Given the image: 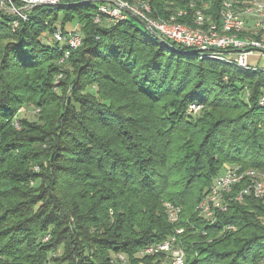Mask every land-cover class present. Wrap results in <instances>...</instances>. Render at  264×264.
I'll list each match as a JSON object with an SVG mask.
<instances>
[{
	"label": "trees",
	"instance_id": "trees-1",
	"mask_svg": "<svg viewBox=\"0 0 264 264\" xmlns=\"http://www.w3.org/2000/svg\"><path fill=\"white\" fill-rule=\"evenodd\" d=\"M89 1L36 5L24 19L0 8V264H123L118 252L168 264L137 252L171 236L186 264H264L261 199H232L214 223L197 210L225 163L264 169V68L164 43L132 16L94 23L100 1ZM147 1L149 17L184 7L188 24L195 8L216 19L223 2ZM74 21L82 44L63 69L65 46L40 35ZM29 103L38 118L16 128ZM165 202L181 208L175 223Z\"/></svg>",
	"mask_w": 264,
	"mask_h": 264
},
{
	"label": "bare ground",
	"instance_id": "bare-ground-1",
	"mask_svg": "<svg viewBox=\"0 0 264 264\" xmlns=\"http://www.w3.org/2000/svg\"><path fill=\"white\" fill-rule=\"evenodd\" d=\"M76 1H89V0H44V4L48 5H54L58 3H67V2H76ZM95 2L94 0H91ZM89 1V2H91ZM99 8L98 12L94 17L100 21V19L103 17H107L109 20L117 21V14H113L112 10L109 7H104V1L98 0ZM121 2V0H118ZM222 4L220 5L221 8L219 11H232L234 10H240L241 8H244L245 12H247L249 15H255L256 17H252L257 21V16L264 18V0H223ZM123 6H125L128 9H134V14L137 15L139 18L144 20L148 25H154V23H162L166 27L169 28H181L188 30L189 33H195L197 35H201L202 37H209L211 35V29L214 28V22H216V31L214 35V42H221L222 40H240V46H252V45H260L264 44V32H259V29H264V25L261 27L253 26L252 29H249V27H245V23H224V20H217L214 17H212L213 14H207L205 13L206 18H202L197 11H203L201 8H195L192 15V24H188L187 22H181L177 21V16H183L186 15V9L180 8L177 10L176 14L170 15L168 19H154L149 16H146L145 13H149L151 11V4L146 1H140L135 4L138 6H133L128 3L121 2ZM171 5V4H170ZM205 5V4H204ZM139 7V8H138ZM170 7V6H169ZM204 7V6H203ZM172 8V7H171ZM207 8V7H206ZM251 10L253 13H250ZM171 10V9H170ZM205 11V10H204ZM249 16V17H251ZM26 17V12L24 13V18ZM93 17V19H94ZM177 18V19H176ZM190 18V16H189ZM232 18L234 20H242V22H245L243 15L240 11H232ZM246 19V17H245ZM124 19H119L118 21H121ZM117 21V22H118ZM16 20L13 22L15 23ZM190 22V23H191ZM258 23V22H257ZM247 29V30H246ZM248 32V33H247ZM55 42L60 43L63 41L62 39H54ZM80 41H63L62 45H64L63 53L65 52V57L70 54V50L76 48ZM175 46L182 47L184 46L175 44ZM182 49V50H183ZM196 51L198 53L204 54L208 57H214L218 58L220 60H224L227 62L234 63L240 67H253L249 65L248 63H239L233 57L229 55H222L219 52H216V50H208V49H187ZM178 51V50H177ZM185 51V50H184ZM64 57H61L60 59H63ZM65 58V59H66ZM262 107H264V104H260ZM189 107H194L192 112H196L200 108V104L193 102L189 104ZM231 173H235V176H231L229 178V181L225 184H222V186L218 187L217 189H207L205 194L202 196L198 206L197 210L199 214L208 222L214 223L215 221V213L217 211H227L229 208V205L231 203V200L236 201H242L245 195H252L256 198L261 199L264 202V173L260 174L254 169H246L241 168L239 165L231 166ZM246 182L245 186L242 188L240 192H238L235 195H231L233 186L236 184H239L241 182ZM212 183V180H211ZM234 202V201H233ZM165 212L167 217H170V211H173V204H170V202L164 203ZM180 207L175 206L174 211V219L178 220L179 213H180ZM171 222V219H168ZM262 223L264 224V217H262ZM234 227L232 224H227L224 226L223 231L231 230ZM182 229H177V232H181ZM155 242L149 243L145 245L142 248L147 247H154ZM178 251H180L181 256L183 258V263L186 264L185 260V254L183 250L176 244V239L174 236V247H167V248H153V249H144V253H138L139 256L144 255H152L156 253H163L167 256H177ZM116 255V254H115ZM120 260H125L124 255L121 253V256L116 255ZM259 264V263H257Z\"/></svg>",
	"mask_w": 264,
	"mask_h": 264
},
{
	"label": "built area",
	"instance_id": "built-area-1",
	"mask_svg": "<svg viewBox=\"0 0 264 264\" xmlns=\"http://www.w3.org/2000/svg\"><path fill=\"white\" fill-rule=\"evenodd\" d=\"M104 7H109L113 14H117V21L119 19H126L130 16L129 12L134 14V9H128L122 5L118 0H103ZM224 2V1H223ZM44 4V0H0V8L5 9L6 11L16 14L19 17L24 19V13L36 6ZM248 10V8H246ZM232 11H241L234 10ZM232 11H219L217 20H224V23H245L242 20H234L232 18ZM250 13H253L251 10ZM202 18L205 17L204 11H197ZM255 17H256V13ZM94 20L98 23V19L94 17ZM117 21H106L109 23H116ZM18 22L16 20L13 23V26H17ZM154 29L159 35L163 38L168 39L174 44L184 46L187 49H208L216 50L222 55H229L233 57L239 63H249L250 56L256 55L258 58L257 62L264 56V44L252 45V46H240V40H222L221 42H214V35L216 31V22H214V28L211 29V35L209 37H202L195 33H189L186 29L181 28H169L163 25L162 23H154V25H149ZM81 29L79 27H74L70 30L62 31L60 28H56L52 33V39H62L63 41H80L81 40ZM259 32H264V29H259ZM61 57H65V52L62 53ZM251 65H257L251 64ZM258 66V65H257ZM261 67V66H258ZM259 104H264V90L260 94L258 99ZM194 107H188V111L192 112ZM238 163H228L224 168L212 178V183L209 184L207 189H217L229 181L231 176H235V173H231V166H235ZM170 204H173L170 202ZM175 204H173V211H170L171 223H175L177 219H174ZM174 247V236L168 237L161 241H155L154 247L140 248L137 253H144V249H153V248H167ZM116 255L121 256V253L118 252ZM168 259V264H185L183 263V258L180 251H178L177 256H166Z\"/></svg>",
	"mask_w": 264,
	"mask_h": 264
},
{
	"label": "rangeland",
	"instance_id": "rangeland-1",
	"mask_svg": "<svg viewBox=\"0 0 264 264\" xmlns=\"http://www.w3.org/2000/svg\"><path fill=\"white\" fill-rule=\"evenodd\" d=\"M121 2H122V0H121ZM142 2V1H141ZM123 3H126V2H124L123 1ZM138 4H140V3H138ZM40 5H46V4H40ZM48 5V4H47ZM130 5H133V4H130ZM133 6H138V5H133ZM98 8H99V4H98ZM139 8V7H138ZM241 11V14L243 15V18H244V20H245V27L247 28V27H249V29H252L253 28V26H256V27H261L262 25H264V18H262V17H259V16H257L258 18H257V21L255 20V19H253L252 17H255V15H249L247 12H245V10H244V8H241L240 9ZM136 14V13H135ZM145 15L146 16H148V13H145ZM249 16H251V17H249ZM245 17H246V19H245ZM102 21H104L105 23H106V21H113V20H109L107 17H105V18H101L100 19V21H98V22H102ZM93 22L94 23H97L94 19H93ZM258 22V23H257ZM79 27V22H77V21H74V22H72V23H67L66 24V29L67 30H70V29H72V28H74V27ZM247 30V29H246ZM248 33V32H247ZM40 38L42 39V41L43 42H45V43H48V44H54V42H55V40L54 39H52V35H51V33L50 32H42L41 33V35H40ZM82 38H83V33H82V35H81V42H80V44L77 46V47H79L81 44H82ZM62 42L63 41H61L59 44L61 45L62 44ZM76 47V48H77ZM75 49V48H74ZM70 55V54H69ZM69 55L67 56V58L66 57H64L63 59H58V62L57 63H59L61 66H62V68L63 69H68V67H69V64H68V58H69ZM66 58V59H65ZM257 60H258V58L256 57V55H253V56H250V58H249V62L251 63V64H256L257 63V65L258 66H264V56L263 57H261V59L257 62ZM249 64V63H248ZM251 64H249V65H251ZM257 65H251V66H253V67H258ZM262 68H264V67H262ZM62 77H63V73L62 72H59L57 75H56V77H55V79H54V89H56V87H57V83L59 82V80L60 79H62ZM200 104V103H199ZM202 109V105L200 104V108L196 111V112H192V113H197L198 111H200ZM39 113H40V109H39V107H36V106H34L33 104H31V103H29V104H22V105H20L19 107H18V109H17V111H16V114L14 115V118H13V125L16 127V128H19V126H20V122H19V119L20 118H27V119H29V120H36L37 118H38V115H39ZM228 163H225L224 165H223V167H222V169L224 168V166L225 165H227ZM238 165V164H237ZM34 169L36 170L37 169V165H35L34 166ZM246 169H254V170H256L258 173H260V174H263L264 173V169H255V168H246ZM33 184V183H32ZM48 237V235H45L44 236V239H46ZM125 259V258H124ZM124 263L123 264H125L126 263V260H122Z\"/></svg>",
	"mask_w": 264,
	"mask_h": 264
},
{
	"label": "water",
	"instance_id": "water-1",
	"mask_svg": "<svg viewBox=\"0 0 264 264\" xmlns=\"http://www.w3.org/2000/svg\"><path fill=\"white\" fill-rule=\"evenodd\" d=\"M130 16H132L138 23H140L145 29H147L153 36L157 37L160 41L166 43L165 38L159 35L154 29H152L144 20L139 18L137 15L129 12Z\"/></svg>",
	"mask_w": 264,
	"mask_h": 264
},
{
	"label": "crops",
	"instance_id": "crops-1",
	"mask_svg": "<svg viewBox=\"0 0 264 264\" xmlns=\"http://www.w3.org/2000/svg\"><path fill=\"white\" fill-rule=\"evenodd\" d=\"M261 67H264V66H261Z\"/></svg>",
	"mask_w": 264,
	"mask_h": 264
}]
</instances>
